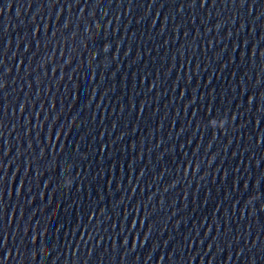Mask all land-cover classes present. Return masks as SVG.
<instances>
[{
	"label": "clouds",
	"instance_id": "1",
	"mask_svg": "<svg viewBox=\"0 0 264 264\" xmlns=\"http://www.w3.org/2000/svg\"><path fill=\"white\" fill-rule=\"evenodd\" d=\"M216 124H217V123H216ZM216 124H215V125H216ZM220 124H221V126H222V124H223V121H221V122H220ZM215 125H214V126H215Z\"/></svg>",
	"mask_w": 264,
	"mask_h": 264
}]
</instances>
